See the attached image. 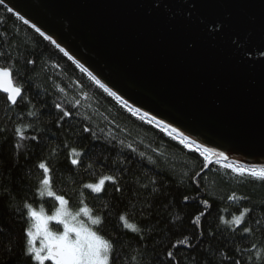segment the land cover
<instances>
[{
    "label": "water",
    "instance_id": "obj_1",
    "mask_svg": "<svg viewBox=\"0 0 264 264\" xmlns=\"http://www.w3.org/2000/svg\"><path fill=\"white\" fill-rule=\"evenodd\" d=\"M5 4L129 107L226 162L264 167V0Z\"/></svg>",
    "mask_w": 264,
    "mask_h": 264
},
{
    "label": "trees",
    "instance_id": "obj_2",
    "mask_svg": "<svg viewBox=\"0 0 264 264\" xmlns=\"http://www.w3.org/2000/svg\"><path fill=\"white\" fill-rule=\"evenodd\" d=\"M0 52L5 53V57L0 58V66L13 67L14 73L18 71V75H14V80L17 84L23 82L25 90L29 92L26 100L31 99L32 105L35 106L33 108L32 105H27L13 109L10 103H6L5 95L0 92V134L7 129V133L4 134L7 143L0 139L2 144L0 187L4 191L10 190L15 183L19 185L17 194L21 197L28 196L31 202L29 189L37 188L41 180L38 164L44 162L46 158L51 166L58 170L53 176L56 181L54 190L58 193L61 189L73 193L78 191L79 183L91 181L93 176L83 168L78 169L76 174L69 171L72 166L66 158L67 149L63 148V144L75 146V139L80 133L81 126L91 125L93 133L99 135L102 142L115 143L116 148L111 152L100 148L94 149L96 155L89 163L95 164L98 158L103 157L115 166L116 161H124L131 153L127 145L135 149V152L131 153L134 160L140 161L141 156L143 157V167L138 162L133 166L132 172L127 174L128 184L133 189H139L140 198L135 200L137 210L148 207L144 204V200L153 201L155 215L152 213L149 215H152L155 223L150 224L149 227L161 235L157 236L154 242L145 240L146 255L145 248H141L137 253L138 246L132 242V246L128 247L129 241H125L126 251L134 261L139 255L143 257V264H154L156 257L164 258L165 251L173 250L170 246L174 241L178 242L187 235L193 247L173 250L174 254L179 253L177 259L181 264H232V260L235 259H239L240 264H262L260 256L264 255V233H261L259 228L247 239L240 234L233 238L232 234L223 228L217 232L215 238H209L207 235L208 231L217 227L221 218L234 219L235 215L243 210L239 200L232 202L228 199L233 190L236 191L237 196L243 193L249 197L253 206L264 205V187L258 183H243L239 177L231 183L221 179L226 171L225 164L238 165L221 160L216 163V159L211 160L213 162L210 166L211 171L204 177L201 187V193L210 198L211 215L205 225L203 242L197 243L190 220L195 213L209 210L191 199L187 204L183 202L184 195L191 197L197 194L194 189L188 187L193 174L200 171L203 159L194 150V146L190 145L186 148L180 143L177 134L153 120L150 122L149 119H141L142 115H137L134 109L117 99V96L110 95L112 92L106 87L101 88L96 83L97 79L94 80L89 72L65 55L49 38L46 39L45 35L41 36L32 25L24 24L18 15L9 13L5 5H0ZM27 61H35V64ZM54 103H60L65 109H71L73 118L68 123L71 124L74 132L69 131L67 125L63 131H58L56 118L59 113L54 109ZM28 111H35L36 116L27 115ZM20 117H23L22 122L25 124L34 123L37 132L47 133L43 136L41 146L33 148L32 142L25 141L27 148L21 147L18 152L14 151L12 130L14 125L21 122ZM111 137H115V140H111ZM121 141L124 144L123 148L120 147ZM85 144L89 146L86 142ZM58 145L61 147L59 155L51 157V150ZM152 162H155V165ZM128 163L131 164V161ZM154 166L161 172L159 177L151 171ZM96 171H102L99 165H96ZM149 179L156 180L157 185L163 182V187L154 197L146 196L145 189L140 187L141 184L148 183ZM137 180L139 183H136ZM151 188L152 185L149 184V190ZM119 195L115 194L116 197ZM128 195L125 193L124 202H118L112 198L110 192V200L116 204L113 209V224L115 216L125 212ZM132 195L135 196L136 193L133 192ZM81 199L83 197L73 196L68 206L69 210L76 211ZM91 202L89 198V204ZM53 203L47 197V193L44 197L37 195L36 210L52 212L55 210ZM177 215L182 219L176 220ZM256 219L257 222L264 219L259 207H257ZM170 221H174L175 226ZM7 224L14 229V239L20 237L24 224L11 219ZM208 225H211V228ZM30 226L31 220H29ZM249 226L255 225L249 223ZM108 231L111 232L112 228L110 227ZM5 232L7 233V228ZM20 239L22 243L23 238ZM0 242L8 246L7 235ZM221 253L231 257V260L224 259ZM19 258L20 248H16L12 255L0 249V264H21ZM125 264H128L127 257Z\"/></svg>",
    "mask_w": 264,
    "mask_h": 264
},
{
    "label": "snow or ice",
    "instance_id": "obj_3",
    "mask_svg": "<svg viewBox=\"0 0 264 264\" xmlns=\"http://www.w3.org/2000/svg\"><path fill=\"white\" fill-rule=\"evenodd\" d=\"M0 5H5L9 13L13 11L11 7H7L5 0H0ZM19 19L23 20L24 24L29 23L23 16H20ZM36 31L41 36L44 35L39 28H36ZM3 57H5V53L0 52V58ZM27 63L34 65L35 61H27ZM14 75H18V71L14 73L13 67L0 66V92L6 94V103H10L13 109L32 105L31 99L26 100L29 92L25 90L23 82L20 84L16 83ZM89 75L91 76V73ZM93 79L95 80V77ZM96 83L101 88H104V85L99 80H96ZM105 91L108 90L105 89ZM110 95L115 96L116 94L110 93ZM117 99H120V97H117ZM124 103L126 104L127 102L125 101ZM32 107L34 108L35 106L32 105ZM54 109L58 110L59 113L56 118L58 131H63L65 125H67L69 131L74 132L71 124L68 123L73 118L71 109H65L60 103H54ZM136 112L138 113L139 109H136ZM47 114L51 115V113ZM27 115L35 117L36 112L28 111ZM146 116L147 113H144L141 119ZM153 119L155 118H149V121L151 122ZM20 121L13 126L12 130L14 151L18 152L21 147L27 148L28 145L24 144L25 141L32 142L33 148L41 146L43 136L47 135V133L37 132L32 122L23 123V117H20ZM157 124H159V121H157ZM164 127L167 128V125H164ZM172 131L176 132V129H172ZM6 133L7 129H4L3 133L0 134V139L4 143H7L4 135ZM177 135L180 137L182 145L186 148L190 145L194 146V150L199 157L203 158L200 171L193 174L188 185L197 194L191 197L189 195L183 196L185 204L191 199L201 204L204 209L209 210L195 213L190 220L195 231L196 242L202 243V238L205 236V225L211 215L210 209L212 207L210 198L206 194L201 193L204 177L208 175L211 171L210 166L213 165L210 156L215 155L225 161L228 160V156L223 152H216L214 149L203 147L195 140H188L183 133H177ZM110 139L114 141L115 137ZM85 142L89 146H86ZM0 147H2V144H0ZM120 147H124L123 141L120 142ZM63 148L67 149L66 158L72 166L69 171L76 174L78 169L83 168L93 176V179L91 181H81L79 190L74 193L66 192L64 189H61L58 193L54 190L56 181L53 179L54 174L58 170L54 169L46 158L44 162L38 164V168L41 170V180L37 188L29 189L31 202H29L28 196L21 197L17 194L19 185L15 183L8 191H4L0 187V240L6 235L8 239V246L0 242V249L12 255L15 253L16 248H20L19 259L21 264H125V257L128 259V264H143V257L138 255L134 261V258L126 251L125 246V241H129L128 247H131L132 242H134L138 246L136 249L137 253H139L141 248H145L146 255L145 240L154 242L156 237L161 235L149 227L150 224L155 223L152 219V215H155L153 212V201L144 200V204L148 207H141L137 210L135 200L140 198L139 189H133L128 184L127 174L132 172L133 166L138 162L143 167V157L141 156L140 161L134 160L131 153H134L135 149L131 145H127V148L131 149V153L124 161H116L115 166L103 157L98 158L95 164L89 163L93 156L96 155L94 149L100 148L111 152L116 148L115 143L102 142L101 137L93 133L91 125L81 126L80 133L75 139V146L65 143ZM60 150L61 147L58 145L51 150L50 156H58ZM128 161H131V164ZM152 163L155 165V162ZM216 163H219V160ZM96 165H99L102 171L97 172ZM224 168L226 171L221 179L225 182L231 183L236 177H239L243 183H258L261 187H264V167L255 168L225 164ZM151 171L157 177L161 175V172L155 166ZM136 183H139V180ZM149 184L152 185L150 190ZM140 187L145 189L146 196L154 197L160 191V188L163 187V182L161 181L157 185L156 180L149 179L148 183L141 184ZM110 192L112 193V198L118 202H124L125 193L129 194L125 212L115 216L114 224L112 223L113 209L116 204L111 202ZM133 192L136 193L135 196L132 195ZM45 193L54 202V213L38 212L36 210L35 201L37 195L44 197ZM115 194L120 195L116 197ZM73 196L83 197L77 204L76 211H70L68 207ZM202 196L203 198H201ZM89 198H91V204H89ZM228 199L232 202L239 200L243 210L240 211V214L235 215L234 219L221 218L217 227L208 231L207 235L209 238H215L221 228L229 231L233 238L235 235L240 234L244 239H247L254 234L257 228L260 229L261 233H264V219L259 222L256 219L257 207L264 214V205L253 206L249 197L243 193L237 196L235 190H233ZM14 201L18 202L14 203ZM56 204H58V207H56ZM149 213H152V215H149ZM9 219L24 224L20 237L14 239V229L7 224ZM181 219L179 215L176 216V220ZM29 220L32 222L30 227ZM170 223L175 226L174 221H170ZM249 223L255 226L250 227ZM110 227L112 228L111 232L108 231ZM208 227L211 228V225H208ZM5 228H7V233ZM20 238H23L22 243ZM182 247H193V244L189 243L187 235L180 238L178 242L174 241L170 246L173 250H178ZM173 250L165 251L164 258L156 257L154 264H181L177 259L179 253L176 252L174 254ZM239 251L243 252L244 250ZM221 255L224 259L231 260V257H228L225 253H221ZM260 259L262 264H264V255H261ZM232 264H240V260H232Z\"/></svg>",
    "mask_w": 264,
    "mask_h": 264
},
{
    "label": "rangeland",
    "instance_id": "obj_4",
    "mask_svg": "<svg viewBox=\"0 0 264 264\" xmlns=\"http://www.w3.org/2000/svg\"><path fill=\"white\" fill-rule=\"evenodd\" d=\"M132 109H134V111H135V113H137L136 112V108H132ZM143 112H141V111H139L138 113H137V115H142L143 116ZM144 118H146V119H149V117L148 116H146V117H144ZM155 123H157L156 121H154ZM212 156H210V158H211ZM215 160V159H214ZM216 160H218V159H216ZM236 165H238V164H236ZM238 166H242V165H238ZM58 207V206H57ZM38 212L39 211H42V210H37ZM43 212H45V211H43ZM55 212V210H53L51 213H54ZM45 213H47V212H45ZM32 223V222H31Z\"/></svg>",
    "mask_w": 264,
    "mask_h": 264
},
{
    "label": "bare ground",
    "instance_id": "obj_5",
    "mask_svg": "<svg viewBox=\"0 0 264 264\" xmlns=\"http://www.w3.org/2000/svg\"><path fill=\"white\" fill-rule=\"evenodd\" d=\"M219 158V157H218ZM219 159H221V158H219Z\"/></svg>",
    "mask_w": 264,
    "mask_h": 264
}]
</instances>
